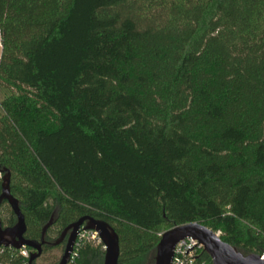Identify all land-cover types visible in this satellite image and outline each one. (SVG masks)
<instances>
[{
	"label": "trees",
	"instance_id": "16d2710c",
	"mask_svg": "<svg viewBox=\"0 0 264 264\" xmlns=\"http://www.w3.org/2000/svg\"><path fill=\"white\" fill-rule=\"evenodd\" d=\"M0 34V196L10 173L26 240L90 217L119 264H154L164 232L200 223L264 254V0H0ZM0 219L17 223L6 202ZM77 253L104 263L102 243Z\"/></svg>",
	"mask_w": 264,
	"mask_h": 264
},
{
	"label": "water",
	"instance_id": "95a60500",
	"mask_svg": "<svg viewBox=\"0 0 264 264\" xmlns=\"http://www.w3.org/2000/svg\"><path fill=\"white\" fill-rule=\"evenodd\" d=\"M10 182L11 175L6 173L2 179L0 207L3 203H8L17 223L13 227L3 228L0 219V249L11 248L17 251L23 248L30 249L32 253L29 256V264H33L42 256L43 247L48 245L45 241V234L53 222L45 227L39 242L26 240L24 237L26 233L25 217L19 202L11 194ZM83 230L93 231L99 235L105 250L103 264H119L120 242L116 232L107 223L90 217H84L72 224L63 232L59 240L48 245L55 247L65 242V251L59 264H69L79 232ZM188 238L194 239L203 246L212 264H264V254L244 255L233 246L223 242L218 233L200 223L178 226L164 232L156 248L154 264H172L176 246ZM198 244L187 250L186 255Z\"/></svg>",
	"mask_w": 264,
	"mask_h": 264
},
{
	"label": "built area",
	"instance_id": "2783aa9c",
	"mask_svg": "<svg viewBox=\"0 0 264 264\" xmlns=\"http://www.w3.org/2000/svg\"><path fill=\"white\" fill-rule=\"evenodd\" d=\"M86 243L100 244L101 240L96 232L84 231V230L80 231L69 264H76L78 258L77 249L81 245ZM196 244H198V242L191 238L181 241L176 246L172 264H195L199 259V257L201 256L202 252L205 253L203 246L198 244L187 255H186V251L192 248L193 246H195ZM18 252L20 256L25 259V262L23 264H29V256L32 253V250L23 248ZM194 257H198V258H194ZM201 264H208V263L202 262Z\"/></svg>",
	"mask_w": 264,
	"mask_h": 264
},
{
	"label": "rangeland",
	"instance_id": "374dc122",
	"mask_svg": "<svg viewBox=\"0 0 264 264\" xmlns=\"http://www.w3.org/2000/svg\"><path fill=\"white\" fill-rule=\"evenodd\" d=\"M0 41H1V34H0ZM1 53H2V48H0V56H1ZM3 98H4V92L0 90V104ZM218 234L219 236H221V233H218Z\"/></svg>",
	"mask_w": 264,
	"mask_h": 264
},
{
	"label": "flooded vegetation",
	"instance_id": "af4514ba",
	"mask_svg": "<svg viewBox=\"0 0 264 264\" xmlns=\"http://www.w3.org/2000/svg\"><path fill=\"white\" fill-rule=\"evenodd\" d=\"M47 244L49 245V244H53V243H47ZM48 245H47V246H48ZM44 247H45V246H44Z\"/></svg>",
	"mask_w": 264,
	"mask_h": 264
},
{
	"label": "crops",
	"instance_id": "0c3cea01",
	"mask_svg": "<svg viewBox=\"0 0 264 264\" xmlns=\"http://www.w3.org/2000/svg\"><path fill=\"white\" fill-rule=\"evenodd\" d=\"M0 48H2V47L0 46Z\"/></svg>",
	"mask_w": 264,
	"mask_h": 264
}]
</instances>
